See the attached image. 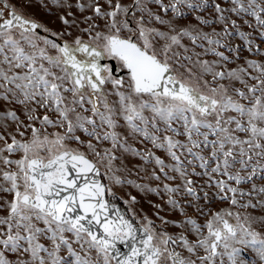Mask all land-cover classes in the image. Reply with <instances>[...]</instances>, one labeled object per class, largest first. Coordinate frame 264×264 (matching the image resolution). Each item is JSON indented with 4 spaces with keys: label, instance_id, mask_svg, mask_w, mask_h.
Listing matches in <instances>:
<instances>
[{
    "label": "snow or ice",
    "instance_id": "1",
    "mask_svg": "<svg viewBox=\"0 0 264 264\" xmlns=\"http://www.w3.org/2000/svg\"><path fill=\"white\" fill-rule=\"evenodd\" d=\"M0 264H264V0H0Z\"/></svg>",
    "mask_w": 264,
    "mask_h": 264
},
{
    "label": "rangeland",
    "instance_id": "2",
    "mask_svg": "<svg viewBox=\"0 0 264 264\" xmlns=\"http://www.w3.org/2000/svg\"><path fill=\"white\" fill-rule=\"evenodd\" d=\"M145 207L147 208V203L145 202Z\"/></svg>",
    "mask_w": 264,
    "mask_h": 264
}]
</instances>
